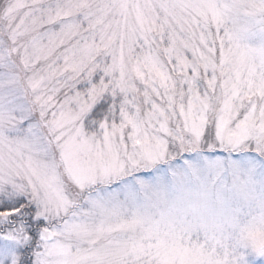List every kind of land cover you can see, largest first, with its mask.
<instances>
[{
	"label": "snow or ice",
	"instance_id": "6c2138e0",
	"mask_svg": "<svg viewBox=\"0 0 264 264\" xmlns=\"http://www.w3.org/2000/svg\"><path fill=\"white\" fill-rule=\"evenodd\" d=\"M0 264H264V0H0Z\"/></svg>",
	"mask_w": 264,
	"mask_h": 264
}]
</instances>
